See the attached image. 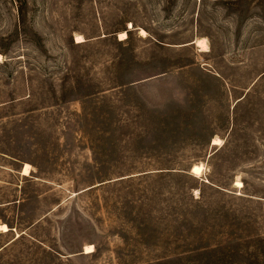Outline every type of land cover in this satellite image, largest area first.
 Here are the masks:
<instances>
[{"label":"rangeland","instance_id":"1","mask_svg":"<svg viewBox=\"0 0 264 264\" xmlns=\"http://www.w3.org/2000/svg\"><path fill=\"white\" fill-rule=\"evenodd\" d=\"M3 224L0 264H264V0H0Z\"/></svg>","mask_w":264,"mask_h":264},{"label":"bare ground","instance_id":"2","mask_svg":"<svg viewBox=\"0 0 264 264\" xmlns=\"http://www.w3.org/2000/svg\"><path fill=\"white\" fill-rule=\"evenodd\" d=\"M146 32L145 31H143L142 32V34H145ZM128 38V34L126 33V32H124V33H121L120 34V39L121 40H126ZM85 40H84V38L82 37V36H78L77 37V43H83ZM207 42V41H206ZM203 39H201V40H197L196 41V45L199 47V48H202L203 49V51H207L206 49L208 48V46H207V43H206ZM220 144V142H219V140L218 139H216L215 140V145H219ZM203 170H204V166H195L194 168H193V173L196 175V176H201L202 174H203ZM23 174L25 175V176H30L31 175V166L29 165V164H27L26 166H25V169H24V171H23ZM193 174V175H194ZM238 187H242V183L241 182H239V185H237ZM0 231H2V232H5V233H7V232H9L10 231V228L7 226V225H0ZM94 252V249H93V247H88L87 248V253L88 254H90V253H93Z\"/></svg>","mask_w":264,"mask_h":264},{"label":"crops","instance_id":"3","mask_svg":"<svg viewBox=\"0 0 264 264\" xmlns=\"http://www.w3.org/2000/svg\"><path fill=\"white\" fill-rule=\"evenodd\" d=\"M24 171V170H23ZM32 173V172H31ZM25 176V175H24ZM31 176V175H30ZM30 176H26V177H30ZM3 225H6V224H3ZM0 232H2V231H0ZM10 232V231H9ZM9 232H7V233H9ZM2 233H5V232H2Z\"/></svg>","mask_w":264,"mask_h":264}]
</instances>
